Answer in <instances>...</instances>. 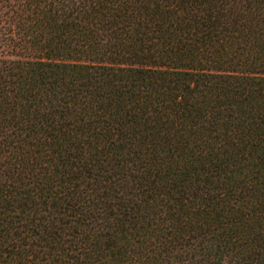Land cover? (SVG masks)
I'll return each instance as SVG.
<instances>
[{
    "label": "trees",
    "instance_id": "16d2710c",
    "mask_svg": "<svg viewBox=\"0 0 264 264\" xmlns=\"http://www.w3.org/2000/svg\"><path fill=\"white\" fill-rule=\"evenodd\" d=\"M0 264H264V0H0Z\"/></svg>",
    "mask_w": 264,
    "mask_h": 264
}]
</instances>
